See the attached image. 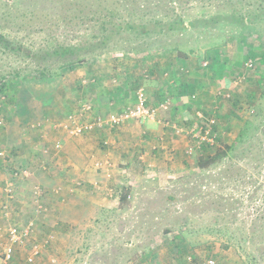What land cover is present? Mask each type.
<instances>
[{
	"label": "rangeland",
	"instance_id": "rangeland-1",
	"mask_svg": "<svg viewBox=\"0 0 264 264\" xmlns=\"http://www.w3.org/2000/svg\"><path fill=\"white\" fill-rule=\"evenodd\" d=\"M241 19L246 23L242 24ZM153 21L163 24L182 21L186 28L148 34L120 29L105 48L82 56L83 64L76 69L62 68L57 77L40 78L33 61L0 46V92H5L7 98L1 109L4 120L1 127L13 121L15 114L9 115L5 107L17 91L39 85L55 88L54 82L62 74L69 80L68 75L78 73L87 61H102L108 54L121 58L131 55L144 62V57L152 55H181L195 62L190 66L192 72L196 77L203 75L205 80L199 77L196 89L183 93V99L190 104L188 110H195H189L193 118L187 121L177 116L161 118L159 125L168 132L166 139L148 140L149 145L141 149L139 155L143 159L138 158L140 164H135L137 175L128 178L134 184L113 180L120 179L121 172L106 183V191L100 192V197L114 205L106 210L107 216L92 207L79 228L61 226L50 232L43 229V241L30 240L38 231L37 221L48 212L44 205L47 194L33 178L14 180V198L8 201L28 203L23 205L22 221L31 220L15 224L17 220L12 215L15 209H10L9 220L0 218V247L7 243L4 230L9 224L25 227L31 223L33 232L28 241L14 248L17 254L10 264L12 261L27 264L24 257L33 244L39 246L40 254L28 264H158L159 250L163 251L161 259L165 263L172 260L174 264H203L211 260L213 264H264V0H0V34L31 51L48 50L56 45H89L103 38L115 25ZM248 61L254 64L251 70L245 66ZM59 63L51 61V68ZM177 70L179 77L187 71L183 67ZM140 73L142 79L151 77L147 66ZM162 76L169 79L168 72ZM88 81L93 82L84 79L82 86ZM139 87L136 91L143 89L146 96L143 86ZM136 91L121 110L108 114H93L92 103L78 97L73 111H67L58 122L50 121L53 125L49 127L57 136L59 132L72 138L97 132L93 142L98 149L105 147L107 141L102 134L106 129L114 131L115 127L71 136L58 124L65 123L68 115H78L83 104L90 106V117L121 113L133 105ZM166 93L165 99L150 106L167 102V110H158L155 119L160 113L174 109L169 96L174 92ZM36 119L37 116L33 117L30 124L40 121ZM128 122L138 121L123 124ZM43 126L44 123L41 129H34L38 133L30 127L28 134L44 139L39 137ZM241 130L245 131L242 141L231 153L207 168L198 167L200 157L213 155L230 145ZM56 144L59 150L55 149ZM62 147L60 140L51 146H38L35 157L42 159L44 152L48 156H62ZM7 151L2 157L6 167L10 165L13 172L30 173L17 162L22 155L18 148ZM149 158L155 159V167L150 165ZM11 176L12 173L9 181ZM6 183L1 180L0 189ZM27 185L31 187V197L25 194L22 198ZM121 190L126 193L122 202ZM2 197L0 194V202ZM152 251L156 253L150 259L147 255ZM184 257H191V263L185 259L182 262Z\"/></svg>",
	"mask_w": 264,
	"mask_h": 264
},
{
	"label": "crops",
	"instance_id": "crops-1",
	"mask_svg": "<svg viewBox=\"0 0 264 264\" xmlns=\"http://www.w3.org/2000/svg\"><path fill=\"white\" fill-rule=\"evenodd\" d=\"M144 59L145 62L143 60L136 61L131 55L121 58L108 54L106 59L102 61L92 59L87 61L78 73L71 72V75H68L69 80L63 74L56 80L54 79L55 88H50L48 85L46 88H39L40 85L37 87L34 85L35 88H27L25 91L19 90L12 97H9L5 109L9 110V115H15L12 116L13 121H10L6 127L0 126V152L6 154L8 148H18L22 155L17 162L25 167L24 169L30 171L29 177L33 178L34 183L36 182L41 186L45 195L47 194L44 198V205L48 207V212L44 218L37 221L38 231L32 235L30 240L43 241L45 239L43 229L50 232L51 229L59 230L61 226L79 228L84 223L85 216L88 215L87 210L92 207L97 208L101 215L106 213V210L114 205L104 196L100 197V192L106 191V183L111 182L114 174L120 172L121 178L113 180L134 184L135 181L131 183L128 178L132 177L133 179L137 175L135 164H140L138 158L143 159V156L139 155L141 149L149 145L151 140H162L168 133L164 126L159 125L161 118L177 116L185 121L193 118V113L189 110H195L192 108L188 110L190 104L183 99V93L192 88L195 90L198 86L197 80L204 78L203 75H199L200 78L196 77L192 72L190 66L195 62L191 58L187 59L181 55L161 57L152 55L150 58L144 57ZM145 66L149 67L151 72L149 79L140 77V69ZM179 67L187 70L180 77L177 76ZM165 72L169 73V79L162 76ZM172 78L173 80H170ZM189 78H193V81ZM84 79H91L93 82L88 81L90 83L82 86ZM203 81L205 82L204 79ZM139 86H143L149 106L156 105L165 99L168 95L167 91L174 92L169 95L174 102V109L167 113H160L154 123H150V121L148 123L128 122L113 129L112 132L107 129L104 130L102 136L106 139L107 144L100 149L97 148L92 139L96 138L97 132L72 138L59 132V136H57L49 127L53 125V121L58 122L67 111H73L78 97H83L92 103L93 114H108L112 111L121 110L131 98L133 99V94L140 88ZM35 116L38 117L36 120L44 123V130L39 136L44 139L28 134L31 132L30 120ZM12 126L13 129H11ZM33 131L37 132L34 129ZM16 135L18 136L16 137ZM164 138L166 139V137ZM57 140L62 142V153L60 152L62 156H48L44 152L42 159L35 157L38 146H51ZM171 142L167 141V143ZM155 143L158 142L155 141ZM165 147L168 146L165 144ZM161 148L164 147L161 146ZM3 159L0 158V181L2 180L5 184L9 181L8 178L13 171H11L10 165L6 167L3 164ZM148 161H150L151 166L155 167L153 165L155 159L149 158ZM74 183L76 185L81 183V186H76ZM96 187H99L98 190L95 189ZM25 188L21 197L24 198L25 194L31 197L29 195L31 187L29 189V185H27ZM0 194L3 195L0 208L3 204H7L11 210L15 209L12 214L15 215L14 221L17 220L15 224L21 225L31 220L22 221L25 212L23 205H28V203L22 204L20 201L12 204L8 201L10 199L5 197L2 189H0ZM0 218L4 219L1 215ZM90 218H86V220ZM15 250L13 260L17 254ZM154 251L147 255L150 259L154 257L156 253ZM162 252L161 250L158 251L156 263L170 264L172 262L174 264L172 260L166 261L167 263L163 262L161 259ZM142 255L144 254L142 253ZM166 257L168 259V255ZM181 260L184 262L183 259ZM175 263L181 264L180 262Z\"/></svg>",
	"mask_w": 264,
	"mask_h": 264
},
{
	"label": "built area",
	"instance_id": "built-area-1",
	"mask_svg": "<svg viewBox=\"0 0 264 264\" xmlns=\"http://www.w3.org/2000/svg\"><path fill=\"white\" fill-rule=\"evenodd\" d=\"M246 68L249 70L253 69L254 64L252 61L246 63ZM5 92H0V126L3 125V117L1 114V109L4 107L5 102H7ZM147 98L144 94L143 89L136 91L135 102L132 106L123 110L118 114H110L108 117H90L91 109L90 106L83 104L78 109V115H68L65 123L58 124V127L62 128L64 131L68 132L71 136H80L87 131L94 129H103L104 127L117 128L121 124L129 120H137L138 122L154 121L156 118V113L158 110H167V102L161 103L158 107H150L146 104ZM85 118H87L85 120ZM89 118V119H88ZM91 118V119H90ZM42 122L38 121L30 125L32 129H41ZM107 144V143H106ZM59 145L56 144V150H59ZM4 156L3 152H0V157ZM4 158V157H3ZM30 173L26 170L12 172L10 181H8L2 190L7 199L14 198V180L19 178L29 177ZM37 194V192H36ZM2 217L4 219H9L11 215L10 207L7 204H3L0 208ZM32 224L28 223L25 227H17L15 225L9 224L4 230L7 235V243L0 247V264H10L14 248L18 245H22L24 242L28 241L31 237ZM40 254V248L38 245L34 244L26 253L25 262L32 263L37 256ZM186 261L191 263V257H187ZM193 264V263H192ZM203 264H213V261L209 260Z\"/></svg>",
	"mask_w": 264,
	"mask_h": 264
},
{
	"label": "trees",
	"instance_id": "trees-1",
	"mask_svg": "<svg viewBox=\"0 0 264 264\" xmlns=\"http://www.w3.org/2000/svg\"><path fill=\"white\" fill-rule=\"evenodd\" d=\"M242 24L246 23V20H239ZM178 27L181 30L186 28V25L182 23V21L178 23H168L163 24L159 21H153L152 23L143 24V25H134V24H126V25H115L108 31L103 38L98 40L97 42L89 45H56L52 49L48 50H39V51H31L29 49L23 48L19 44L12 43L5 36L0 34V46L11 52V53H20L24 58H27L33 61L37 66V76L45 77V76H59L62 68H66V70L76 69L83 64L84 55L91 54L93 51L103 49L106 47V43L111 37L117 34V31L120 29H126L129 31H138L141 34H148L153 31L162 32L164 29H172ZM60 61L59 65L56 68H51V61ZM245 131L241 130L238 138L235 139L230 145L224 146L222 149L216 151L213 155H208L205 158L200 157L198 160V167L200 169H204L214 164L215 162L221 160L229 153H231L238 144L242 141ZM125 192L123 190L120 191L119 197L120 201H124ZM183 239V238H182ZM178 241L181 240L177 239ZM34 245V244H33ZM14 254V252H13ZM26 257V255H25ZM24 257V261H25ZM187 258V257H186ZM185 257L183 258V260ZM186 260V259H185ZM26 263V262H25ZM195 264V263H193Z\"/></svg>",
	"mask_w": 264,
	"mask_h": 264
}]
</instances>
